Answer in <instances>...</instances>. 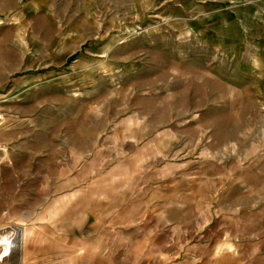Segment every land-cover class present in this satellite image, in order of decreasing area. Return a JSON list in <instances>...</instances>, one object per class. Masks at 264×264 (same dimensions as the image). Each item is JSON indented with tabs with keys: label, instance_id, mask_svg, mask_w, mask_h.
<instances>
[{
	"label": "rangeland",
	"instance_id": "374dc122",
	"mask_svg": "<svg viewBox=\"0 0 264 264\" xmlns=\"http://www.w3.org/2000/svg\"><path fill=\"white\" fill-rule=\"evenodd\" d=\"M0 226L3 264H264V0H0Z\"/></svg>",
	"mask_w": 264,
	"mask_h": 264
},
{
	"label": "built area",
	"instance_id": "2783aa9c",
	"mask_svg": "<svg viewBox=\"0 0 264 264\" xmlns=\"http://www.w3.org/2000/svg\"><path fill=\"white\" fill-rule=\"evenodd\" d=\"M15 236L13 228L0 226V264H3L10 256Z\"/></svg>",
	"mask_w": 264,
	"mask_h": 264
},
{
	"label": "crops",
	"instance_id": "0c3cea01",
	"mask_svg": "<svg viewBox=\"0 0 264 264\" xmlns=\"http://www.w3.org/2000/svg\"><path fill=\"white\" fill-rule=\"evenodd\" d=\"M5 150V149H4Z\"/></svg>",
	"mask_w": 264,
	"mask_h": 264
}]
</instances>
